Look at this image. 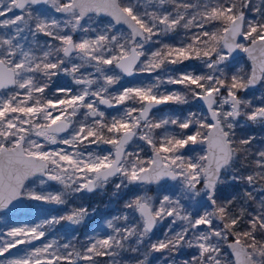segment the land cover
Masks as SVG:
<instances>
[{"label": "snow or ice", "instance_id": "obj_1", "mask_svg": "<svg viewBox=\"0 0 264 264\" xmlns=\"http://www.w3.org/2000/svg\"><path fill=\"white\" fill-rule=\"evenodd\" d=\"M258 87L264 0H0V214L61 206L0 235V264H264V135L245 131L264 129ZM109 185L117 214L46 241Z\"/></svg>", "mask_w": 264, "mask_h": 264}, {"label": "trees", "instance_id": "obj_2", "mask_svg": "<svg viewBox=\"0 0 264 264\" xmlns=\"http://www.w3.org/2000/svg\"><path fill=\"white\" fill-rule=\"evenodd\" d=\"M246 64V58L243 59ZM253 90L249 92L251 94ZM251 98H253V95H250ZM245 131L252 132L259 135H264V129L261 128H252V129H246ZM224 189V195L229 196L230 194H234L233 189L228 186L224 185L222 186ZM85 200L81 203H84L85 205L89 206L90 208H95V213L90 217V219L84 224L78 227L75 232L71 230L70 226H61L57 225L53 229L50 230V232H56L58 235L56 239H58L61 243H64L62 241L66 240L65 242L72 240L73 236L77 237L79 241H84L86 238V234L89 231L90 228L97 226L100 223V220L109 215L110 213H113L116 209L118 210L121 207L122 201L117 200L115 197H113L110 192L105 191L102 195H98L97 199L92 200V196L90 194L85 195ZM93 201V202H92ZM95 201V202H94ZM40 205V208H43V204H37ZM45 208V207H44ZM61 206L55 205V210H59ZM47 209V208H46ZM56 215V214H55ZM168 224V221H165L162 225L158 226L155 236L153 239L156 238H163V232L166 230V225ZM63 236H62V235ZM75 243L76 241L73 240ZM156 257H160L159 253H154L150 258V264H164L163 258L155 259ZM187 257V253H185V256L180 257L178 256V260H182L183 258ZM155 260V262H154Z\"/></svg>", "mask_w": 264, "mask_h": 264}, {"label": "rangeland", "instance_id": "obj_3", "mask_svg": "<svg viewBox=\"0 0 264 264\" xmlns=\"http://www.w3.org/2000/svg\"><path fill=\"white\" fill-rule=\"evenodd\" d=\"M244 54H240V57H243ZM238 60H239V63L240 64H245L244 60L243 59H240L238 57ZM199 69V68H198ZM151 80V77L148 76V75H145V74H142V75H138L136 77H132L130 79L131 81V84H127L128 86H131L132 84H137V83H140L141 81L145 82V83H148L150 82ZM129 83V82H128ZM255 92V94L257 95L256 97H259L260 95H264V88H257L255 90H253ZM251 94L248 93V96L249 98ZM259 103V102H258ZM40 142L41 143H44L43 141V138H40ZM50 148H55L56 146L55 145H50L49 146ZM199 151V148H197V152ZM171 184V183H169ZM52 191H55L52 190ZM34 204V203H32ZM40 204V203H39ZM43 208H40V205H33V209L32 210H29L27 208H25L24 213H22V216H15V215H12V214H7V215H4V214H0V235H2L4 232H6L8 230V228L10 227H13V226H19L23 223H37L39 222L40 220L42 219H45L46 217L47 218H50L51 215H55L57 214V210H55V205H50V204H44ZM47 208V209H46ZM48 210L46 212H42L40 210ZM117 211L118 210H115L113 213H110L109 215L103 217L101 220H100V223L99 224H102L104 222L105 219H109L111 218L112 215H115L117 214ZM97 226H94L92 228L89 229V231L87 232L86 236L88 235H92L93 234V229L96 228ZM167 227V225H166ZM166 229V228H165ZM60 236V234H57L56 235V232H49L47 237H46V241H50L52 239H56L57 236ZM62 235V234H61ZM63 236V235H62ZM66 240L62 241V242H65ZM42 242H45V241H36L35 242V246H39ZM24 248L25 246L24 245H21L19 246L17 249H13L12 252H11V255L12 256H16V255H23V251H24ZM8 254H6L7 256ZM0 259H4V257H0ZM155 262V260H154Z\"/></svg>", "mask_w": 264, "mask_h": 264}, {"label": "flooded vegetation", "instance_id": "obj_4", "mask_svg": "<svg viewBox=\"0 0 264 264\" xmlns=\"http://www.w3.org/2000/svg\"><path fill=\"white\" fill-rule=\"evenodd\" d=\"M56 15H59V14H56ZM43 39V38H42ZM188 64L190 65V66H192L193 68H195L196 70H199L198 68L200 67L199 66V64H198V62H196V61H191V62H188ZM145 75H147V74H145ZM132 77H125L124 78V80L122 81V83L125 85V86H128L127 84H129L128 82L130 81V79H131ZM59 83H61V84H63V83H69L70 84V79L69 78H67V77H61L60 79H59V81H58ZM171 87V86H170ZM116 88H119V85H117L116 86ZM255 90V89H254ZM257 94V93H256ZM255 94V92L253 91V92H251V95H253L254 97H256L257 95ZM255 103H258L259 102V100L257 99V100H255L254 101ZM162 107H164L166 110H171V109H176L177 111L175 112V114L176 115H180L181 114V110H182V112H183V114H187V111H189V110H192V111H198L199 109H198V107H191L190 108V106H188V105H184V106H176V105H170V106H162ZM101 109L102 110H104L105 112H106V114H110V115H115L116 114V110L115 109H107V108H105L104 106H101ZM103 147H105V148H107L108 146H103ZM148 155H150V152L148 153ZM145 158H147V156H145ZM169 183H173L172 181H169L168 182V184ZM33 187H36V185H33ZM60 186L59 185H57V184H55V182H49L48 183V185H46L45 186V190H47V191H52V190H56V189H58ZM153 189H156L157 188V186L156 185H153V186H151ZM105 191H107V192H110V194L112 195V186L111 185H109L108 187H107V189L105 190ZM104 191V192H105ZM104 192H99V191H97V192H95V193H91L90 195L92 196V200H94V199H97V197H98V195L100 196V195H102ZM153 194H155V193H153ZM85 195H87V194H84L83 195V197H82V200H78L77 201V204H79V203H81V202H83L84 200H85ZM116 198V197H115ZM117 200H119L118 198H116ZM93 202V201H92ZM95 202V201H94ZM27 203H34V204H32V205H35V204H42V202H35V201H30V202H27ZM25 210V209H24ZM23 210V211H24ZM65 210H67L66 208H65ZM117 210V209H116ZM22 213H24V212H20V213H15L16 215L15 216H22Z\"/></svg>", "mask_w": 264, "mask_h": 264}, {"label": "water", "instance_id": "obj_5", "mask_svg": "<svg viewBox=\"0 0 264 264\" xmlns=\"http://www.w3.org/2000/svg\"><path fill=\"white\" fill-rule=\"evenodd\" d=\"M25 208H21L19 211H17L16 213H20L21 211H23Z\"/></svg>", "mask_w": 264, "mask_h": 264}]
</instances>
